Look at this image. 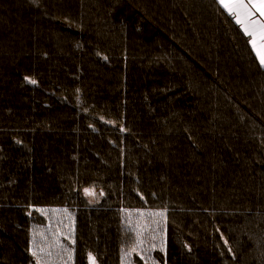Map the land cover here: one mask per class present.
<instances>
[{"label":"trees","instance_id":"16d2710c","mask_svg":"<svg viewBox=\"0 0 264 264\" xmlns=\"http://www.w3.org/2000/svg\"><path fill=\"white\" fill-rule=\"evenodd\" d=\"M54 218L65 264H264V67L217 0H0V264Z\"/></svg>","mask_w":264,"mask_h":264},{"label":"snow or ice","instance_id":"6c2138e0","mask_svg":"<svg viewBox=\"0 0 264 264\" xmlns=\"http://www.w3.org/2000/svg\"><path fill=\"white\" fill-rule=\"evenodd\" d=\"M219 3L235 18L236 23L242 26L245 34L251 37L250 43L256 51L260 65L264 67V20L261 19L264 18V0H219ZM29 82L35 83L34 80ZM85 192L92 194L88 189H85ZM140 243L143 241H138V244ZM132 251H136V248ZM89 264H95V258L91 254H89Z\"/></svg>","mask_w":264,"mask_h":264},{"label":"rangeland","instance_id":"374dc122","mask_svg":"<svg viewBox=\"0 0 264 264\" xmlns=\"http://www.w3.org/2000/svg\"><path fill=\"white\" fill-rule=\"evenodd\" d=\"M67 218V213L62 214ZM63 218V217H62ZM69 220V218H67ZM55 222L58 225L56 226ZM67 229L66 223H60V218H54L52 224L34 232L33 247L42 257L43 264H65L64 259H59V255H53L59 252L61 240Z\"/></svg>","mask_w":264,"mask_h":264},{"label":"crops","instance_id":"0c3cea01","mask_svg":"<svg viewBox=\"0 0 264 264\" xmlns=\"http://www.w3.org/2000/svg\"><path fill=\"white\" fill-rule=\"evenodd\" d=\"M218 1V3H219V0H217ZM220 4V3H219ZM220 6L222 7V5L220 4ZM227 13H228V11L224 8V7H222ZM229 14V13H228ZM230 15V14H229ZM257 15V17L259 16V14L257 13L256 14ZM231 17H232V19H233V21L236 23V21H235V18L232 16V15H230ZM262 20H264V18H261ZM237 24V23H236ZM238 25V27L241 29V31L244 33V35H246L245 34V32L243 31V28H242V26L241 25H239V24H237ZM247 37H248V40H249V44H250V47H251V49H252V51H253V53L255 54V56H256V58H257V61H258V63H259V58H258V56L256 55V51L253 49V47H252V45H251V43H250V40H251V37L250 36H248V35H246ZM260 64V63H259ZM261 66V65H260ZM262 67V66H261Z\"/></svg>","mask_w":264,"mask_h":264}]
</instances>
